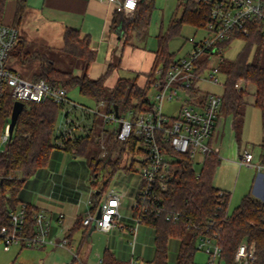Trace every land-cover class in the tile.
I'll list each match as a JSON object with an SVG mask.
<instances>
[{
	"label": "trees",
	"instance_id": "16d2710c",
	"mask_svg": "<svg viewBox=\"0 0 264 264\" xmlns=\"http://www.w3.org/2000/svg\"><path fill=\"white\" fill-rule=\"evenodd\" d=\"M6 2L7 0H0V22H4ZM154 5V0H137L131 16L123 8L116 9L111 22V33L121 36L126 44L133 37L139 41L145 40ZM26 7V0H17L14 21L11 23L13 26L19 27ZM179 7L180 12L171 19L167 29L160 30L157 35L158 47L155 51L154 66L143 86L138 83L136 76L119 77L113 87H108L106 80L119 62H110L105 74L91 78L88 69L96 58V51L91 47V37L86 35L82 38L81 31L75 27L65 29L61 50L69 57L81 60L82 73L77 74L72 69L59 68L48 59V65L29 74L35 80L45 79L51 83L61 84L68 90L78 87L82 95L97 104L105 102L108 111L115 109V105H118L121 114L129 109L151 108L153 103L149 95L155 81L156 66L162 62L166 68L177 57L176 52L170 50L169 41L181 34L183 25L190 24L201 28L209 20L208 8L195 0H184L180 2ZM235 38L245 40V45L237 57L224 58L220 64V72L225 75L221 112L232 117L234 128L243 125L247 104L245 96L249 91V85H255L254 104L261 109L262 114L261 154L264 157V40L261 25L255 24L249 35L232 36L221 45L225 48ZM19 45H22L21 40L15 48ZM13 53L12 55L19 56L22 63L27 61L23 52ZM206 63V60L202 62V68H205ZM12 110V101L8 100L1 119V129L5 128L8 122L10 123ZM62 110L60 104L47 100L30 102L21 111L10 142L0 151V228L10 224L9 208H16L19 205V193L25 182L29 176L49 163L56 146L73 151L75 155H85L89 151L93 133H80L72 138L57 127L58 115ZM109 132L108 129H104L103 138L108 137L113 150L117 147L112 141L115 134ZM60 141L63 144H60ZM141 143H143L142 138L132 136L120 146L115 158L109 155L105 163L113 159L110 162L113 166L110 179L119 168L124 153L133 157L137 153L140 155L144 153ZM104 161L99 159L96 162L95 157H92L90 164L94 175H99ZM135 161L132 158L128 168L134 167ZM202 161V167L197 170L196 163L190 155L178 154L174 162V176L167 189L159 192L162 207L160 214L142 215V222L151 225L154 229L155 250L151 261L138 264H169L168 246L172 237L180 240L175 264H190L194 261L198 242L203 236L216 238L222 247L220 258L225 264H237L235 255L243 242L252 245L255 249L256 258L253 264H264V204L261 199L249 192L229 213L231 191L219 188L214 182L216 169L221 161L219 153L213 150L206 154ZM109 182L110 180H107L99 187V193H93L92 207L78 216L68 238H71L72 233L83 225L84 217L95 211L103 193L109 187ZM37 209V205L28 203L25 223L28 233L34 231V214ZM134 212L138 213L135 209ZM169 214H178V218L168 219ZM1 241L2 236H0ZM103 258L102 264H121L108 249L104 250Z\"/></svg>",
	"mask_w": 264,
	"mask_h": 264
},
{
	"label": "built area",
	"instance_id": "2783aa9c",
	"mask_svg": "<svg viewBox=\"0 0 264 264\" xmlns=\"http://www.w3.org/2000/svg\"><path fill=\"white\" fill-rule=\"evenodd\" d=\"M118 3L119 8L127 11L129 4L133 6V0H108ZM208 8L209 20L203 27V35L198 39L191 36L189 41L192 47L184 55L164 68L160 62L155 68V81L152 88L155 93L149 95L153 105L146 109H129L125 113L117 114L115 109L108 111L101 102L97 107H90L71 99L68 89L61 84L51 83L45 79L35 80L23 76L22 72L11 63L13 49L18 44L19 30L6 22H0V125L4 109L8 100L12 101V107L16 101L44 102L53 100L63 107L65 120L60 124V130L68 137L74 138L76 130L82 133L88 130L71 118L68 113L71 110L80 109L91 116H101L104 122H117L118 127L111 131L118 139L123 141L132 136L143 139L140 144L143 154L138 160L137 166L141 175V184L138 189L133 208L138 212L134 215V224L127 226L120 222L119 210L120 197L115 188L107 191L105 197L99 202L94 212L87 214L83 219V225L88 228L109 230L119 227L129 230L132 235V244L135 245L138 226L142 223V215L146 213L160 214L162 207L159 192L166 190L174 176V162L178 154L190 155L195 163L199 154L212 152L211 136L219 119L222 107V94L201 93L199 80L208 78L212 82L221 83L218 74L220 64L224 60V48L221 45L232 36L249 35L252 26L261 25L264 40V0H195ZM137 3V1H136ZM134 3V9L136 6ZM206 60L205 68L202 62ZM151 91V90H150ZM193 91L194 93H192ZM180 102L177 113L173 116L163 111L164 101ZM9 122L5 128H0V151L9 141ZM103 138V137H102ZM60 144H63L60 141ZM101 158H108L112 149L102 142ZM240 166L247 165L255 168L264 176V157L255 159V154L246 148L238 161ZM11 176V175H10ZM223 193V191H221ZM264 204V196L261 198ZM90 208L93 200L88 201ZM28 203L22 202L16 208H9L10 224L0 228L2 244L5 250L12 245L23 247H44L47 245L69 246L68 236L57 241L50 236L51 219L48 208L38 206L34 214L35 227L32 233L26 229ZM101 210V217H97ZM64 213H58L59 221H63ZM168 219H177L178 214L167 215ZM214 240V246L207 243ZM199 242L206 245V251L210 253L209 264H215V259L221 257L222 247L216 238L203 236ZM77 256V255H76ZM256 258L255 249L243 242L240 244L235 261L237 264H253ZM100 256L98 263H103ZM90 264V263H84ZM131 264H137L135 260Z\"/></svg>",
	"mask_w": 264,
	"mask_h": 264
},
{
	"label": "rangeland",
	"instance_id": "374dc122",
	"mask_svg": "<svg viewBox=\"0 0 264 264\" xmlns=\"http://www.w3.org/2000/svg\"><path fill=\"white\" fill-rule=\"evenodd\" d=\"M184 0H154V9L152 12L151 23L148 28V34L145 40L139 41L136 37L131 39V42L135 45H140L145 47L147 50H155L158 47V39L157 35L160 30L165 31L169 26L171 19L180 12L179 4ZM26 22L22 23L19 26L20 36L25 38L26 44L19 45L15 49H13L14 53L23 52L27 59L25 63L20 61L19 56L13 55L10 60L11 63L20 64V67H27L29 72L37 71L42 68V66L48 65L47 60H54L56 62L57 67L65 70H74V67L80 62V59L69 57L67 54L63 53L62 50L49 46L48 41L45 37L39 36L34 30L32 23L28 24ZM31 27V28H30ZM32 31V32H30ZM203 35L201 30H197L194 26L190 24H185L182 27L181 34L179 36L173 37L169 41V48L171 51L176 52V56L184 55L189 49L192 47V42L189 41L191 36H195L197 39ZM245 45V40L242 38H235L232 42L224 48L223 56L227 59H234L237 57L239 52L242 50ZM13 53V54H14ZM17 61V62H16ZM19 67V68H20ZM76 69V68H75ZM22 70V69H21ZM22 72V71H21ZM124 74L125 72H121ZM23 76L29 78L30 74L26 73V71L22 72ZM221 83H215L209 80L208 78H201L199 80L201 93H216L222 94L224 90V82L225 75L221 72L218 74ZM255 85H249V91L246 93V108H245V118L243 125L240 124L236 128H234L232 124V117L226 115L221 112L219 115V119L214 130L215 135L212 136L211 144L215 147V150L219 153L221 157L220 164L218 165L214 177V182L218 187L228 189L231 191L232 197L229 204L228 212L231 213L233 209L239 205L243 196L249 192L253 195V191H251V187L253 184V179L257 174V170L251 166L238 164L240 159V155L243 154L246 148L250 149L255 155L261 153V143L263 139V130H262V114L261 109L254 104V93H255ZM155 91L151 89L150 94H154ZM69 97L79 103H86L93 106H98L95 104V101L92 99L82 95L79 91L78 87H73L69 90ZM29 103L26 102L25 105ZM180 102L177 100L174 101H164L163 103V111L167 115H175L179 109ZM102 108V106H100ZM76 111L70 116L71 118L77 119L79 122L86 123V119L80 116V109H75ZM101 120L103 118L98 115ZM65 112L64 110L59 112L57 127L60 126L62 120H65ZM104 121V120H103ZM106 128L112 129L117 128L119 125L117 122H104ZM98 132H94L92 135V145L89 151L85 155H74L69 154V157L76 160L75 165V173L72 176L66 178L68 184L71 186V190L68 188V196H72L74 202H81L83 197H86L88 190L94 188L93 181L98 182L103 186L104 182L110 180L109 187L119 185H132L135 179H138V166L137 162L141 159V155L139 153L135 154L134 157L131 154L124 153L121 159L119 168L115 171L113 176L110 179L111 171L113 170V166L110 162L113 159L109 160L108 163H105L107 158H101V149L102 142H105L107 145L111 146V143L107 137V139L99 138L97 136ZM113 143L117 144V149L120 146H123L124 141L118 139L115 135L113 137ZM63 151L59 146H56L53 149L50 163H56L59 161ZM112 154V152L110 153ZM92 157H95V161L97 162L99 159L105 160L102 167L99 170V175H94L92 173L91 160ZM132 158L136 160L135 168L131 171L132 168H128L132 161ZM198 163L196 164L197 170H200L202 167L203 155L199 154ZM127 170H130V177L126 178ZM51 170H49V175L51 174ZM33 175V174H32ZM29 176L28 180L34 178L33 176ZM27 180V181H28ZM32 187V186H31ZM30 187V191L33 189ZM99 187V186H98ZM96 189V188H95ZM35 191V190H34ZM70 191V192H69ZM86 191V192H85ZM86 193V195H85ZM89 195V193H88ZM89 197V196H88ZM87 198V197H86ZM124 212V211H123ZM130 208L123 213L124 222H130L131 219H128L127 216L130 215ZM131 218V216H130ZM140 237L136 243V251L134 259H137L140 263L151 261L154 256V229L151 225L147 223H140ZM92 239L95 245L90 252L89 261L95 260L97 257L98 247L102 243H105L108 239V235L102 234L98 231H95L92 234ZM117 242V250L121 252L122 255H118V257L123 260L121 264H129L127 260L131 258L132 247L130 245L127 246V243L120 242L118 237L116 238ZM215 241L207 243V245L214 246ZM180 240L176 237H172L169 241L168 246V254L169 264H175L177 252L179 249ZM202 242H198V250L195 254L194 261L190 264H209L210 262V253L206 251V245ZM18 246H12L10 250H4L3 244L0 242V264H67L68 260L73 255L70 251H66L64 249H56L52 252V248L50 246L47 247H24L23 250L17 253ZM88 251V244L85 242L84 246L80 251L81 257H84L85 253ZM70 252V253H69ZM103 252V251H102ZM71 255V256H70ZM215 264H225L224 260L217 257L215 259ZM74 264H77L75 262Z\"/></svg>",
	"mask_w": 264,
	"mask_h": 264
},
{
	"label": "crops",
	"instance_id": "0c3cea01",
	"mask_svg": "<svg viewBox=\"0 0 264 264\" xmlns=\"http://www.w3.org/2000/svg\"><path fill=\"white\" fill-rule=\"evenodd\" d=\"M27 7L24 12L23 18L19 26L26 22L30 24L32 23L33 29L35 33H37L41 37H45L48 41L49 46H54L61 50V46L63 44V35L64 31L67 27H75L81 31V37H85L89 35L91 37V47L96 51V58L91 63L88 69V75L91 78H98L105 74L108 69L109 63L119 62V65L114 68L113 72L106 80V84L108 87H113L119 77H136L138 76V83L143 86L146 84L148 79V73L153 69L156 49L155 50H147L145 47L140 45H135L130 42L125 43L124 39L121 36H116L111 33L110 27L113 18L114 11L119 8L118 3L110 2L108 0H26ZM124 1V0H121ZM137 0H133V6L129 4V7L126 13L131 16L134 11V3ZM17 7V0H7L6 8L4 13V22L11 24L14 21L15 13ZM198 31L202 32L203 27L198 28L195 27ZM19 30V27H18ZM32 32V31H30ZM19 38L22 42V45L26 44L25 38L20 36ZM134 38V37H133ZM63 52V51H62ZM64 53V52H63ZM52 63L56 65L54 60H51ZM17 62V61H16ZM15 68L20 71L29 72L27 67H20V64L12 63ZM20 67V68H19ZM60 68V66H59ZM76 68V69H75ZM22 69V70H21ZM74 72L77 74L82 73V62L78 61L76 66L74 67ZM121 72H125L122 74ZM69 94V90H68ZM72 99V98H71ZM90 107H97L90 104L83 103ZM96 105H98L95 102ZM102 109H106L105 105H103ZM76 110L69 111L68 115L72 116L71 113ZM80 116L86 119V123H81L88 132L94 133L98 132L97 136L102 139L104 129L106 125L104 121L100 119L98 116H91L82 110L79 111ZM73 117V116H72ZM218 122V121H217ZM110 130V129H108ZM77 134L82 133L81 129H77L75 131ZM112 133L111 131L109 132ZM213 133L212 136H214ZM210 140L212 141V137ZM212 145V144H211ZM63 151L59 161L54 163H48L46 166L38 169L33 175L34 178L25 182L24 186L20 190L19 199L20 203L26 202L35 204L37 206L44 205L48 208L49 217L51 219V227H50V236L54 237L55 240L59 241L64 236H68L69 232L72 231L78 216L90 209V205L88 203L89 199H92V195L94 192L99 193V184L96 181H93L94 188L88 190L86 197H83L81 202H74L72 196H68V188L71 190V186L68 184L66 178L72 176L75 173V163L76 160L69 157V154H74L73 151H69L64 149L62 146H59ZM213 149L215 147L212 145ZM120 148V147H119ZM118 148V149H119ZM117 148L112 150V156L115 158L117 156ZM217 151V150H216ZM241 156V155H240ZM262 157V154H256L255 159H259ZM136 162V161H135ZM136 164V163H135ZM131 163L128 166H130ZM135 165L131 171H133ZM49 170H51V174L49 175ZM130 170H127L126 178L130 177ZM93 173V170H92ZM32 175V176H33ZM138 179H135L132 185H119L112 186L108 188L102 195L101 200L105 197L108 190L111 188H115L119 192L120 197V206L119 210L121 213L120 222L126 224L127 226H132L134 224V208L133 205L136 200V195L138 189L141 184V175L138 170ZM97 176V175H96ZM216 185V184H215ZM32 186V187H31ZM99 186V187H98ZM217 186V185H216ZM30 187L33 189L30 191ZM96 188V189H95ZM221 188V187H219ZM224 189V188H221ZM35 190V191H34ZM228 190V189H224ZM230 191V190H228ZM251 191H253V195L259 199L264 196V176L261 173L255 175L253 179V184L251 187ZM70 192V191H69ZM86 192V191H85ZM89 196V197H88ZM232 197V194H231ZM19 203V205H20ZM130 208L131 213L127 216L128 219H131L130 222H124L123 213H125ZM124 211V212H123ZM63 212L64 218L63 221H59L58 213ZM131 216V218H130ZM98 231L102 234L108 235V239L105 243L98 247L97 257L94 262L89 261L90 252L93 248L94 242L92 239V234ZM120 240L121 244L124 241L127 243V246L132 247L131 258L127 260L129 264H131L132 260H135L140 263L135 257V249L136 243L140 237V226H138L137 238L135 245L132 244L133 235L129 230H123L119 227L115 226L109 230H100L97 228H88L85 225H81L78 230H75L72 233L71 238H69V246L62 247L57 245H47L50 246L53 250L56 249H64L66 251H70L73 255L68 260L67 264H71L73 261L77 262V264H99L98 259L100 256H103L104 250L108 249L114 253L119 262H123L118 255H122L121 252L117 250V240ZM88 244V251L85 253L84 257H81L80 251L84 246V243ZM20 247L17 253L23 250V246L21 245H12ZM11 246V247H12ZM44 246V247H47ZM10 247V249H11ZM4 249V248H3ZM7 249V250H10ZM5 250V249H4ZM103 251V252H102ZM69 252V253H70ZM77 255V256H76ZM74 262V263H75Z\"/></svg>",
	"mask_w": 264,
	"mask_h": 264
},
{
	"label": "water",
	"instance_id": "95a60500",
	"mask_svg": "<svg viewBox=\"0 0 264 264\" xmlns=\"http://www.w3.org/2000/svg\"><path fill=\"white\" fill-rule=\"evenodd\" d=\"M23 108H24V103L23 102L16 101L14 103L13 110H12V113H11V120H10L9 128H8L9 129V141H8V143L10 142V140H11V138L13 136V132H14L18 117H19L21 111L23 110ZM115 111H116L117 114H119L118 105H115ZM97 217H101V210L98 211Z\"/></svg>",
	"mask_w": 264,
	"mask_h": 264
}]
</instances>
